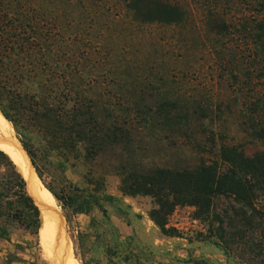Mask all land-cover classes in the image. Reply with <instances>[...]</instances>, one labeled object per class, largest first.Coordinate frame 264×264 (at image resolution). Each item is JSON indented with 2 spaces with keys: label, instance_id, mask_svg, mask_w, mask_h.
Wrapping results in <instances>:
<instances>
[{
  "label": "rangeland",
  "instance_id": "1",
  "mask_svg": "<svg viewBox=\"0 0 264 264\" xmlns=\"http://www.w3.org/2000/svg\"><path fill=\"white\" fill-rule=\"evenodd\" d=\"M113 1L121 6L122 0ZM180 2L189 12L179 25L139 24L120 7L115 27L107 30L102 21V76L92 86L101 97L102 121L122 136L106 140L97 155L83 145L58 147L59 140L26 124L16 131L0 121L5 144L26 142L41 183L62 198H53L58 235L79 264H264V216L255 219V233L238 220L229 228L227 218L239 205L218 196L212 213L223 222L203 221L193 206L177 205L165 222L174 235H164L148 215L152 198L121 190L128 170L193 167L215 159L222 142L246 155L264 150L258 136L264 55L252 35L264 0ZM219 21L227 26L224 34L212 25ZM164 102L172 109L161 107ZM14 165L24 177L22 166ZM41 222L42 233L14 225L0 238V264H60Z\"/></svg>",
  "mask_w": 264,
  "mask_h": 264
},
{
  "label": "trees",
  "instance_id": "2",
  "mask_svg": "<svg viewBox=\"0 0 264 264\" xmlns=\"http://www.w3.org/2000/svg\"><path fill=\"white\" fill-rule=\"evenodd\" d=\"M180 1L122 0L118 6L113 0H0L1 114L16 131L26 124V130L36 128L52 141L59 140L58 147L83 145L87 154L97 155L106 140L115 142L122 136L115 132L119 127L102 121L101 97L92 86L102 76V21L107 30L115 27L120 7L125 17L139 24L179 25L189 12ZM260 6L252 35L264 55V4ZM212 25L218 34L227 31L223 21ZM106 55L104 59L110 52ZM161 105L173 107L170 102ZM258 136L264 138V127ZM0 143H6L2 136ZM20 143L41 179L31 150L23 140ZM13 162L21 166L0 149L1 239L10 235L14 225L33 235L38 230L42 233L41 206L28 194V183ZM45 187L63 203L54 190ZM121 190L152 198L154 207L148 215L164 235H174L165 222L177 205L193 206L195 217L203 221L223 222L212 213L218 196L239 205L232 207L234 217L227 218L228 227H237L238 220L255 233V219L264 216V150L246 155L239 147L222 142L215 159L193 167L128 170ZM220 229L223 239L224 228ZM237 233L242 237L245 232Z\"/></svg>",
  "mask_w": 264,
  "mask_h": 264
},
{
  "label": "bare ground",
  "instance_id": "3",
  "mask_svg": "<svg viewBox=\"0 0 264 264\" xmlns=\"http://www.w3.org/2000/svg\"><path fill=\"white\" fill-rule=\"evenodd\" d=\"M0 121L8 123L1 112ZM0 149L7 155L16 159L22 166L24 178L43 211L42 220L44 234L52 243L54 253L59 258L60 264H79L77 261H74L70 253L62 247L61 238L58 235L59 226L56 222L53 209V197L49 190L41 183V179H39L36 174L27 152H25L21 146L3 145L2 143H0Z\"/></svg>",
  "mask_w": 264,
  "mask_h": 264
},
{
  "label": "built area",
  "instance_id": "4",
  "mask_svg": "<svg viewBox=\"0 0 264 264\" xmlns=\"http://www.w3.org/2000/svg\"><path fill=\"white\" fill-rule=\"evenodd\" d=\"M193 222H196V220H193ZM173 227H175V228L179 229V226H178V224H174V225H173Z\"/></svg>",
  "mask_w": 264,
  "mask_h": 264
}]
</instances>
